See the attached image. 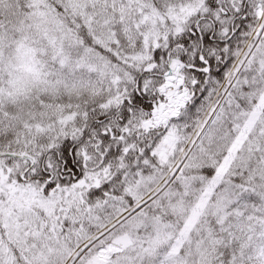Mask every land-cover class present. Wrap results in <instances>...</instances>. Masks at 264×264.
I'll return each mask as SVG.
<instances>
[{"label":"snow or ice","instance_id":"snow-or-ice-1","mask_svg":"<svg viewBox=\"0 0 264 264\" xmlns=\"http://www.w3.org/2000/svg\"><path fill=\"white\" fill-rule=\"evenodd\" d=\"M0 264H264V0H0Z\"/></svg>","mask_w":264,"mask_h":264}]
</instances>
